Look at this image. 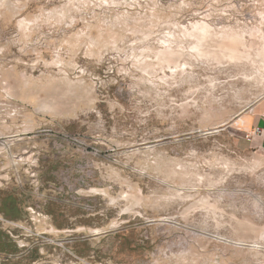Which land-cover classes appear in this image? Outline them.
I'll return each instance as SVG.
<instances>
[{
	"label": "rangeland",
	"instance_id": "1",
	"mask_svg": "<svg viewBox=\"0 0 264 264\" xmlns=\"http://www.w3.org/2000/svg\"><path fill=\"white\" fill-rule=\"evenodd\" d=\"M264 0H0V264H264Z\"/></svg>",
	"mask_w": 264,
	"mask_h": 264
},
{
	"label": "crops",
	"instance_id": "2",
	"mask_svg": "<svg viewBox=\"0 0 264 264\" xmlns=\"http://www.w3.org/2000/svg\"><path fill=\"white\" fill-rule=\"evenodd\" d=\"M245 138L252 136L251 143L259 149L264 150V98L256 103L252 109L240 119L238 123ZM256 129H260V134H254Z\"/></svg>",
	"mask_w": 264,
	"mask_h": 264
},
{
	"label": "built area",
	"instance_id": "3",
	"mask_svg": "<svg viewBox=\"0 0 264 264\" xmlns=\"http://www.w3.org/2000/svg\"><path fill=\"white\" fill-rule=\"evenodd\" d=\"M260 133H261L260 129H256V130L254 131V134H260ZM251 139H252V136L247 137V140H248V141H251Z\"/></svg>",
	"mask_w": 264,
	"mask_h": 264
}]
</instances>
